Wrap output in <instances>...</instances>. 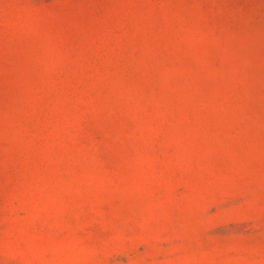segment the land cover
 Listing matches in <instances>:
<instances>
[{
	"label": "rangeland",
	"instance_id": "374dc122",
	"mask_svg": "<svg viewBox=\"0 0 264 264\" xmlns=\"http://www.w3.org/2000/svg\"><path fill=\"white\" fill-rule=\"evenodd\" d=\"M0 264H264V0H0Z\"/></svg>",
	"mask_w": 264,
	"mask_h": 264
}]
</instances>
